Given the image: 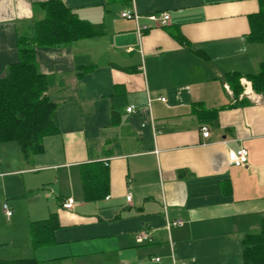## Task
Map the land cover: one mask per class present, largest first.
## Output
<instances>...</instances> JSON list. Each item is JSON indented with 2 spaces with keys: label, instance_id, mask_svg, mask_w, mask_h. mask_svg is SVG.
Here are the masks:
<instances>
[{
  "label": "crops",
  "instance_id": "0c3cea01",
  "mask_svg": "<svg viewBox=\"0 0 264 264\" xmlns=\"http://www.w3.org/2000/svg\"><path fill=\"white\" fill-rule=\"evenodd\" d=\"M45 1L0 0V77L19 60V36L44 18ZM62 1L79 17L103 23L105 32L36 47L59 128L28 159L16 144V166L8 155L0 158L2 197L14 207L42 192L29 233L31 221L58 216L53 244L32 245L30 258L41 264H243L241 241L264 219V95L253 90L236 98L224 78L260 70L264 43L248 39L260 1ZM134 9L138 21L122 17ZM160 12L170 13L169 24L140 36L137 22L150 23L148 15ZM198 107L216 111L215 119L201 122ZM202 124L210 127L208 138ZM8 144L15 143H0V151L15 150ZM241 146L247 165H231L228 151ZM99 160L108 166L109 194L86 201L81 166ZM12 176L22 177L20 194L6 183ZM68 198L75 200L71 209L63 207ZM176 220L182 225L168 229ZM142 232L151 240L138 242Z\"/></svg>",
  "mask_w": 264,
  "mask_h": 264
},
{
  "label": "trees",
  "instance_id": "16d2710c",
  "mask_svg": "<svg viewBox=\"0 0 264 264\" xmlns=\"http://www.w3.org/2000/svg\"><path fill=\"white\" fill-rule=\"evenodd\" d=\"M259 1L258 12L249 17L248 39L264 43V0ZM42 6L44 18L36 21L29 32L19 36V60L10 64L6 74L0 77V143H17L26 159L41 153L44 138L59 128L57 103L48 94L51 80L38 69L36 47H61L73 41L101 36L105 32L103 23H93L79 17L62 0H47ZM242 77L249 79L256 93L264 95V61L256 73L242 75L234 71L226 74L224 80L236 98L243 94ZM118 112V109L112 108L116 120ZM196 112L201 122L212 121L216 117V111L198 107ZM207 114L211 117L205 118ZM81 178L86 201L96 202L109 194L110 175L104 161L82 164ZM58 227L56 213L45 219L31 221L33 247L37 249L53 244ZM241 247L243 264H264V219L259 231L244 235ZM0 264H41V261L37 258H0Z\"/></svg>",
  "mask_w": 264,
  "mask_h": 264
},
{
  "label": "rangeland",
  "instance_id": "374dc122",
  "mask_svg": "<svg viewBox=\"0 0 264 264\" xmlns=\"http://www.w3.org/2000/svg\"><path fill=\"white\" fill-rule=\"evenodd\" d=\"M16 144L17 143L8 144L15 146V150H11V152L0 151V158L8 155L14 166L21 163L20 153ZM6 181H8L6 183L8 186L10 185L11 191L20 194V186L22 183L21 176L6 178ZM1 185L2 183L0 180V199L2 198L0 201V258L6 260L30 258L33 256L34 251L31 244L28 222L29 220L36 218L35 210L39 209L37 206H41V202L37 200V196L41 195L42 192H35L28 199H18V202L14 207L10 203L12 199L7 201L6 198L2 197L4 190ZM5 202H9V207L13 210V214L10 217L6 215L3 209Z\"/></svg>",
  "mask_w": 264,
  "mask_h": 264
},
{
  "label": "built area",
  "instance_id": "2783aa9c",
  "mask_svg": "<svg viewBox=\"0 0 264 264\" xmlns=\"http://www.w3.org/2000/svg\"><path fill=\"white\" fill-rule=\"evenodd\" d=\"M122 17L124 18H128V19H135L136 21L139 20L140 15L138 14V12L134 9V10H124L121 13ZM150 21V23L141 25L137 22V31L139 33V35L141 36L142 33L145 30H148L150 28H152L153 26H167L170 22L171 19V15L168 12H160V13H152L150 15H148L147 17ZM241 84L243 86V94L245 96L251 97L252 95H254L253 93V88H252V83L247 80L242 78L241 79ZM227 88L229 89V86H227ZM160 99L162 101H165L164 97H160ZM129 112H133L135 111V106H130L127 109ZM200 130L202 132V135L206 138H208L210 136V127L207 124H202L200 127ZM228 162L231 165H235V166H245L248 163V150L241 146L238 149H230L228 151ZM131 196H128V199H130ZM75 204V200L73 198H68L63 202V207L66 209H71L73 208ZM3 209L6 213V215L8 217L12 216L13 214V210L8 206L7 203H4L3 205ZM175 225H182V221L180 220H176V221H168L167 223V228H171L172 226ZM136 240L140 243L145 242V241H150L151 238L150 236L145 233L142 232L140 234L137 235ZM157 260H159L160 258H156Z\"/></svg>",
  "mask_w": 264,
  "mask_h": 264
}]
</instances>
